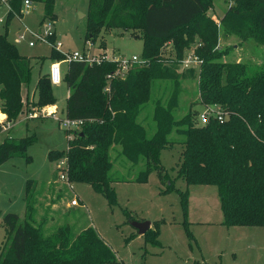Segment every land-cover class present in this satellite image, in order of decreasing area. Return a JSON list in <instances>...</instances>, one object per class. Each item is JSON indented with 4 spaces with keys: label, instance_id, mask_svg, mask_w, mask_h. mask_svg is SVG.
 <instances>
[{
    "label": "trees",
    "instance_id": "16d2710c",
    "mask_svg": "<svg viewBox=\"0 0 264 264\" xmlns=\"http://www.w3.org/2000/svg\"><path fill=\"white\" fill-rule=\"evenodd\" d=\"M213 1L89 0L86 40H94L102 29L141 31L144 44L141 58L145 65L130 68L120 78L115 76L117 62L102 60L89 65L71 61L68 64L65 117L86 123L68 141L66 152H49L48 159L64 161L69 183L89 185L109 206H114L116 194L112 187L110 151L120 147V155L126 161L134 166L144 164V170L135 179L137 183H145L150 171L155 170L159 182L165 185L160 193L172 192L175 189L166 180L160 152L174 145L168 136L176 128L183 138L177 178L187 186L216 187L222 225L264 227V63L252 67L241 62H219L226 53L218 51L217 25L207 15ZM24 2L44 5L40 25L55 19L54 0H6L8 21L22 15ZM233 2L221 18L226 35L244 41L255 40L264 52V0ZM192 27L199 37L193 53L202 61L198 76L200 104L218 106L228 112V118L224 122L211 120L203 127L193 124L194 119L189 115L173 121L171 112L180 93L177 82L169 109L159 105L154 108L157 128L148 138L144 127L136 121L139 108L148 101L151 80L170 78L169 71L155 60L159 48L177 39L180 30ZM192 41L176 44L178 62ZM49 43L50 58L61 59L53 47L54 39ZM30 80V61L0 35V99L2 113L8 121H14L19 115L21 88ZM35 88L37 108L55 105L48 75L40 77ZM33 142V137L20 141L5 139L0 143V165L10 157L25 156ZM176 191L186 218L188 191ZM28 192L24 221L19 222L14 214L3 217L10 246L5 254L0 253V264H122L92 227L74 235L70 227L61 226L45 235V219L38 224L34 220L33 196ZM184 223L188 232L186 219ZM158 235L157 225L144 235L146 243L158 245Z\"/></svg>",
    "mask_w": 264,
    "mask_h": 264
},
{
    "label": "rangeland",
    "instance_id": "374dc122",
    "mask_svg": "<svg viewBox=\"0 0 264 264\" xmlns=\"http://www.w3.org/2000/svg\"><path fill=\"white\" fill-rule=\"evenodd\" d=\"M233 1L214 0L207 12L217 25V49L226 53L219 62H241L252 67L262 65L264 52L261 44L252 39L244 41L237 36L226 35L221 26V18L227 8L234 5ZM88 2L54 0L55 19L45 20L40 25L43 4L29 2L31 7L24 15L8 21L6 0H0V35L5 36L19 54L30 61L31 66L30 83L21 88V111L12 121L13 128L0 134V143L7 138L19 141L34 138L25 156L10 157L0 165V253L5 254L10 246L5 236L3 217L14 214L19 217V222H23L29 191L33 196L34 220L38 224L45 219V235L52 234L61 226L70 227L74 235L92 227L122 264H264V227L222 225L216 187L187 186L184 180L177 178L183 138L176 128L168 136L174 145L160 152V165L165 170L166 180L171 181L175 189L169 193H160L165 190V185L159 182L155 170L150 171L145 183H137L135 179L144 170V164L140 162L134 166L126 161L120 155V147L110 151L111 174L114 176L112 187L116 194L114 206H109L105 198L89 185L69 183L66 178L63 180L61 176L65 168L57 161H49V152H66L68 141L76 133L75 129L64 128L61 122L66 118L68 89L65 77L68 65L61 64L60 84L51 85L56 108H37L36 81L49 76L51 64L62 62L63 56L51 59V45L36 41L32 34H39L48 42L53 38L54 44H61L60 53L86 52L93 58L142 59L144 44L141 31L102 29L93 42L86 40ZM46 26H50V31ZM186 40H193V43L188 44L183 59L178 62L175 46ZM198 40V33L192 27L180 30L177 39L169 40L159 48L155 60L162 69L169 71L170 78L151 80L148 101L139 108L136 121L144 127L148 138L157 128L153 119L154 108L159 105L169 109L177 82L180 93L171 112L172 120L178 122L189 115L194 119L193 124L203 127L197 122V116L203 111L198 92L200 66L191 69L182 66V61L199 45ZM31 42L34 46L29 45ZM140 67L132 65L130 68ZM0 114L6 117L2 113L1 99ZM176 190L188 191L186 218ZM73 200L77 202L76 206H72ZM131 222H150L151 230L158 225L159 244L152 246L146 243L145 236L139 235Z\"/></svg>",
    "mask_w": 264,
    "mask_h": 264
},
{
    "label": "built area",
    "instance_id": "2783aa9c",
    "mask_svg": "<svg viewBox=\"0 0 264 264\" xmlns=\"http://www.w3.org/2000/svg\"><path fill=\"white\" fill-rule=\"evenodd\" d=\"M30 9V3L29 2H24L21 7V14H25V11ZM47 30L50 31V26H46ZM36 41H41V42H48L45 38H42L41 35L39 34H32ZM22 37H20L21 39ZM50 44V43H49ZM30 46H34V43H30ZM51 45V44H50ZM54 49L63 56V61L60 63H53L50 66L49 69V79L51 85H58L60 84L62 80V74H61V64H69L71 61H76V62H84L86 64L92 65L94 63L99 64L100 61H112V62H117L118 64V71L115 74V76H120V78H123L125 74L129 71L130 67L132 65H145L144 61L140 58L137 57H132L130 59H115L113 56H103L102 58H93L92 55L88 53H78V52H73V53H60L59 49L61 47V44H54L53 45ZM202 61L194 54H190L189 57H187L185 60L182 61V66L184 69H191L193 66L199 67L201 65ZM110 76L107 77L109 80ZM33 117V116H32ZM228 118V114L222 110V108L218 106H208V107H203V111L197 116V122L199 123L200 126H205L208 124L211 120H217L218 122H224ZM63 124V127L71 130L75 129L76 132H79L82 127L85 125L86 121L83 120H78V119H67L65 118L64 120L61 121ZM91 122V121H89ZM11 128H13V124L11 121H8L7 118L4 116L2 120H0V134L1 133H8ZM59 165H62L65 168V163L64 161L58 162ZM65 171V169H64ZM61 178L64 180L65 178L67 179L65 172L61 176ZM72 206H76L77 202L73 200L71 202Z\"/></svg>",
    "mask_w": 264,
    "mask_h": 264
},
{
    "label": "water",
    "instance_id": "95a60500",
    "mask_svg": "<svg viewBox=\"0 0 264 264\" xmlns=\"http://www.w3.org/2000/svg\"><path fill=\"white\" fill-rule=\"evenodd\" d=\"M131 226L137 231L139 235H145L151 229L150 222H131Z\"/></svg>",
    "mask_w": 264,
    "mask_h": 264
},
{
    "label": "crops",
    "instance_id": "0c3cea01",
    "mask_svg": "<svg viewBox=\"0 0 264 264\" xmlns=\"http://www.w3.org/2000/svg\"><path fill=\"white\" fill-rule=\"evenodd\" d=\"M30 7H31V5H30ZM49 73V72H48ZM39 79V78H38ZM36 83H37V81H36ZM35 87H36V84H35ZM26 88V87H25ZM23 91H24V88L22 89ZM34 91H35V93H36V88L34 89ZM27 95H28V93H26ZM25 94V95H26ZM68 95H69V91H68ZM68 95H67V98H68ZM34 96V95H33ZM48 108H56V104L55 105H53V106H50V107H48ZM53 110V109H52ZM0 116L3 118V116L0 114ZM152 226V225H151ZM119 261V260H118ZM122 263V262H121Z\"/></svg>",
    "mask_w": 264,
    "mask_h": 264
}]
</instances>
